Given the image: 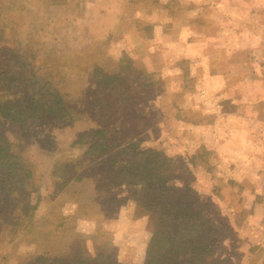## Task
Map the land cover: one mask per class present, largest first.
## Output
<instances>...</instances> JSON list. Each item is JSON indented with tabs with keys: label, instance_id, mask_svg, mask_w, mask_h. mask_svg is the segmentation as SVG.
Masks as SVG:
<instances>
[{
	"label": "rangeland",
	"instance_id": "1",
	"mask_svg": "<svg viewBox=\"0 0 264 264\" xmlns=\"http://www.w3.org/2000/svg\"><path fill=\"white\" fill-rule=\"evenodd\" d=\"M92 1L0 0V43L26 51L35 56V61L53 60L54 69L62 75L60 90L70 117L66 125L53 120L52 124L46 119L20 126L0 125L11 150L23 157L31 173L22 193L4 195L0 191V264H32L36 255H28L35 242L42 245L48 239L49 228L45 223H56L58 217L61 220L65 217L67 228L66 236L59 239L61 246H65V241L74 242L76 237H82L101 243L99 253L112 252L110 235L74 231V225L66 219L75 220L76 213L60 214V211L55 216L58 208L51 203L59 200L60 208L66 205L68 209L73 206L82 209L85 216L81 218L93 215L95 204L102 206L107 216L112 215V203L106 202L110 196H106L105 188H99L106 181L104 176L109 178L106 162L85 153L92 140L85 137L78 142L90 129L105 127L110 135L117 132L124 142L131 140L141 147L159 149L176 163H187L194 188L201 173L206 176L202 182L216 185L217 189L218 184L226 181L230 190L236 187L234 191L238 183L227 171L234 168L233 164L229 167L223 163L202 142L213 134H222L221 131L236 136L239 131L222 128L232 121L235 123L240 117L235 115L238 110L259 111L258 117L264 123V97L257 99L258 104L247 103L246 108L239 102L245 85L238 86L237 81L244 75L248 79L256 74L257 62L264 69V0H221L216 5H213L216 0H132L130 3L119 0L116 5L111 3L118 13L117 25L107 33L103 29L106 34L93 26ZM214 6L224 7V14L209 10ZM238 25L244 29L237 31L238 35L223 31L226 26L230 30ZM238 39L241 50L228 52L230 45L239 43ZM146 46L153 51L146 53L149 49ZM113 59H121L119 67L125 69L117 89L124 96L115 105L114 100L109 101L108 107L100 103L95 113L98 87L92 63L112 72L119 71ZM243 62L247 63L246 70L241 69ZM261 74L264 75V70ZM247 87L246 91L250 92L255 86ZM258 87L264 88V84L259 83ZM104 95L98 98L105 101ZM213 104L217 115L213 112L209 116L208 109ZM124 105L130 109L123 110ZM110 108L108 116L102 115ZM207 124L217 125L218 130H202ZM191 134L199 139L191 142ZM252 138L264 140L261 134ZM190 158L193 163H189ZM257 180L262 190L264 177ZM58 189H65L67 194L61 198L59 193L53 196ZM132 191L122 188L112 193L116 197L128 195L132 200ZM130 200L125 201L127 208L133 203ZM89 224L86 221L79 227L88 230ZM82 241L73 245L75 256L96 257V253L90 252V256L84 255ZM38 257L40 264L45 261L50 264L54 256ZM216 258L219 259L217 253ZM223 262L231 264L229 258Z\"/></svg>",
	"mask_w": 264,
	"mask_h": 264
},
{
	"label": "trees",
	"instance_id": "2",
	"mask_svg": "<svg viewBox=\"0 0 264 264\" xmlns=\"http://www.w3.org/2000/svg\"><path fill=\"white\" fill-rule=\"evenodd\" d=\"M35 60V56L24 50L0 43V125L6 121L19 124L41 119L70 122L60 90V71L54 69L52 59ZM117 61L120 63L121 59ZM92 66L97 91L110 94L105 101L95 99L96 113L100 103L108 107L110 100H114L115 105L123 98L124 94L117 89L125 69L120 65L119 71L106 74L96 63ZM126 108L127 111L130 109L126 105L122 109ZM110 112L111 108L102 115L108 116ZM85 137L92 140L85 153L106 162L109 180L99 188L135 186L131 197L139 213L152 216L151 235L141 264L224 263L225 259H215L216 253L221 254L224 249L212 243V238L219 234V228L204 214L200 194L191 184L193 176L187 163H176L159 149L141 147L131 140L124 142L117 132L110 135L105 127L85 132L78 142ZM189 163H193V159L190 158ZM0 171V191L4 195L22 193L31 177L28 164L11 150L10 142L1 130ZM110 193L109 190L106 196H110L107 201L112 206L126 201L125 197L117 201V197ZM39 261L40 257L35 258L32 264H40ZM49 263L124 264L107 260L102 255L86 259L76 256L51 259Z\"/></svg>",
	"mask_w": 264,
	"mask_h": 264
},
{
	"label": "crops",
	"instance_id": "3",
	"mask_svg": "<svg viewBox=\"0 0 264 264\" xmlns=\"http://www.w3.org/2000/svg\"><path fill=\"white\" fill-rule=\"evenodd\" d=\"M127 1L130 3L132 0ZM90 3L93 7V10L91 8V11L95 15L93 16V26L95 30L97 31V28L102 30V34H106L110 29L112 31V28L117 25L118 13L111 3H115L116 5V3H119V0H93ZM216 3H221V0H216L213 5H216ZM210 9L213 11L217 10L222 15L224 14V7L217 9L214 6L213 8H209V10ZM224 17L226 18L225 15ZM239 26L240 25H238L237 28L232 27L230 30L227 29L226 26L223 31H231L233 34H237V31H239V33L242 30L244 31V29ZM103 29H106V33H103ZM236 38H239V36ZM142 39L144 38L142 37ZM238 42L237 45H230L227 49L229 50L228 52L236 53L240 51L239 39ZM145 48L148 49L149 47L146 46ZM126 49L130 51V47H127ZM150 51H153L152 47L145 52L149 53ZM113 61L117 64V70H119V62L117 59H113ZM242 64L244 65H242L241 69L246 70L247 63L243 62ZM254 65L258 76L254 74L247 79V75H244L237 79V81L240 82V85L238 86L245 85V87L242 88V91H240L242 94L239 95V102L246 105V108L247 103H249V106L254 101L255 104H258V102H256L257 99L259 100V97H264V88L259 89L258 87L259 83L262 85L264 84V75L261 74V70H264L262 69L263 65L261 66V63L259 62ZM98 67L101 68L100 65H98ZM102 70L106 74L113 73L108 69ZM220 75H222V73H220ZM225 76L226 75H224V77ZM247 85H254L255 87L253 88V91L247 92ZM95 93L97 94L96 98L104 94L105 97H110V94L107 91L98 92L96 90ZM225 98L227 97L225 96ZM64 102L66 104L65 100ZM208 110V114H210L209 116L214 114L217 115L214 104L212 108ZM223 113L226 115L225 111ZM235 115L240 116L236 119L235 123L232 121V124L225 125L226 127L222 128V130L226 128V131L232 129L239 131L236 136L234 135L235 137L229 135L228 132L221 131L222 134H213L208 140L202 143L206 148L213 150L219 155L221 157L220 160L223 163L229 164V167L233 164L234 168L230 167L227 171L232 175L233 180H236L238 183L237 189L233 191V188H236L233 187L230 190V187H228L229 184L226 183V181H222V183L218 184L217 186L219 187L216 189V185L210 186L201 181L202 177H206L204 176L205 174L201 173L198 175L199 179L195 183V188L200 194V202L204 207V214L207 217H210L219 230L222 231L220 234L212 238L213 244L221 245L224 249V252L217 254V257L220 258V260L229 258L231 264H264V188L260 190L258 188L260 186L257 183V179H262V176L264 177V140H255L252 138L253 135L259 134L264 136V123L260 121V118L258 117L260 113L256 110L248 113L247 109L238 110V113ZM36 122H42V120H36ZM50 122L54 124L52 120ZM26 123L18 124L8 121L5 122L7 125L13 124L17 126L25 125ZM66 123L68 122H64L63 124L66 125ZM202 130L215 132L218 128L217 125L207 124L202 127ZM191 139V142H193L195 139L199 138L197 135L191 134ZM254 165L256 168H254ZM231 168H233V171ZM260 169H262V171ZM103 179L104 181L109 180V178L106 179V175ZM131 187L133 186H124L121 188L109 187L106 189L107 191L105 194H107L109 190L112 193L113 190L122 188H128L134 191L135 188L131 189ZM91 189L92 191H95L94 185H92ZM58 193V197L61 198L67 194V191L65 189H58L53 193V196H56ZM122 197H125L126 201L130 200L128 199V195H122ZM131 199L133 200L132 197ZM106 202L108 203L107 200ZM132 202L133 203H130V208L125 206V202L121 203L119 206H112L113 213L110 216L104 214L106 210L103 209L102 206L98 207V205L95 204L92 209L93 215L86 214L88 219L81 218L85 216L82 209H78L75 206L68 209L66 205H64L63 208H60L59 200L51 202L58 208V211L54 212L56 214L55 216H58L60 211H62L60 214H66L68 211L76 213L75 220L74 218L71 220H69L70 218L66 219V221L71 222L72 226L74 225V231L78 233H88V235L90 232L93 233V231H99L100 234H105L106 236L110 235L109 246L112 248V252L106 253L107 255L101 254L99 253L102 249L101 243L98 244L91 239L88 240L82 237L80 238H82L83 241L79 237H76L74 242L65 241L63 242L65 246H61L59 239L61 240L66 236L67 228L66 223L64 222L65 217L62 218L63 220L58 217L56 223L55 221H47L45 223L47 229H51L46 231L48 239L46 242L43 241L44 243H42V245L35 242L33 251H31L28 256L36 255L35 258H39L38 255L40 254H48L53 255V259L68 258L70 255L75 256V248L73 245L76 244L77 241H82L83 244H85L83 247L84 255L87 253L90 256V253H96L97 256L102 255V257L107 260L111 259L118 263L141 264L144 261L146 245L151 235L152 216L142 214L141 212L139 213L135 201L133 200ZM86 212L88 213L87 210ZM78 217L80 218L78 219ZM86 221L90 223L88 225L90 229L88 230L79 227L83 226V223ZM39 247L42 249L41 251H39ZM66 249L69 251L66 252ZM55 255L61 256L57 258ZM44 263L46 264V261Z\"/></svg>",
	"mask_w": 264,
	"mask_h": 264
}]
</instances>
